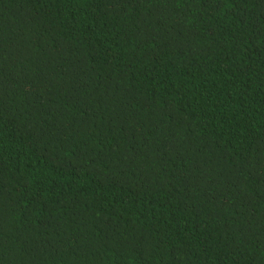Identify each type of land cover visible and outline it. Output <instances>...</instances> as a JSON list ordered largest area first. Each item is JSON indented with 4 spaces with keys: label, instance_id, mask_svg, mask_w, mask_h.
Segmentation results:
<instances>
[{
    "label": "trees",
    "instance_id": "16d2710c",
    "mask_svg": "<svg viewBox=\"0 0 264 264\" xmlns=\"http://www.w3.org/2000/svg\"><path fill=\"white\" fill-rule=\"evenodd\" d=\"M0 264H264V0H0Z\"/></svg>",
    "mask_w": 264,
    "mask_h": 264
}]
</instances>
